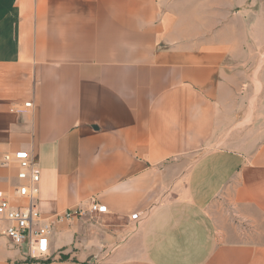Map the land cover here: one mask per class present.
Here are the masks:
<instances>
[{"label":"crops","instance_id":"0c3cea01","mask_svg":"<svg viewBox=\"0 0 264 264\" xmlns=\"http://www.w3.org/2000/svg\"><path fill=\"white\" fill-rule=\"evenodd\" d=\"M260 63L264 0H0V157L38 160L43 216L109 210L0 264H264Z\"/></svg>","mask_w":264,"mask_h":264},{"label":"built area","instance_id":"2783aa9c","mask_svg":"<svg viewBox=\"0 0 264 264\" xmlns=\"http://www.w3.org/2000/svg\"><path fill=\"white\" fill-rule=\"evenodd\" d=\"M32 105V101L24 103L25 108ZM11 110L15 112V108ZM0 165L15 166L18 180L11 193L0 189V235L16 246H26L29 256L33 258H50V238L57 222L109 212L106 204L92 197L87 205H77L65 212L43 216L39 208L41 168L32 152L26 149L4 152ZM143 217L141 212L131 216L134 220Z\"/></svg>","mask_w":264,"mask_h":264},{"label":"rangeland","instance_id":"374dc122","mask_svg":"<svg viewBox=\"0 0 264 264\" xmlns=\"http://www.w3.org/2000/svg\"><path fill=\"white\" fill-rule=\"evenodd\" d=\"M263 65H264L263 63H260V64H258L257 68L255 69L256 70L255 71V82H256L257 92H259V89H260V83H259V80L257 78V75H258V72L260 70V67L263 66ZM260 97L263 98L264 95H261ZM222 204H224V203H222ZM225 204H227V203H225ZM230 211L232 212V214L230 216L235 218L234 219V221H235L234 225L235 226L233 225V230L235 229L236 231H239V230L242 229L243 231H247V232L249 231L250 232L251 226L249 224H247L246 221H244V220L241 221V216L240 215L236 214L235 212L233 213L232 210H230ZM100 215H94V216H88V217H89L90 221L93 222L95 225H100V222H99V216ZM107 225L111 229V228L115 227L116 223L115 222H109V223H107ZM103 257L106 258L107 254L103 255Z\"/></svg>","mask_w":264,"mask_h":264}]
</instances>
